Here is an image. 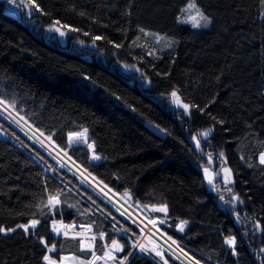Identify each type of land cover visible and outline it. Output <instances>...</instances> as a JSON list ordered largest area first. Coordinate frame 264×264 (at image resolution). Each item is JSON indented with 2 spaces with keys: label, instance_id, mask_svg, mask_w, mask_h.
<instances>
[{
  "label": "trees",
  "instance_id": "obj_1",
  "mask_svg": "<svg viewBox=\"0 0 264 264\" xmlns=\"http://www.w3.org/2000/svg\"><path fill=\"white\" fill-rule=\"evenodd\" d=\"M21 1L28 17L0 0V100L130 206L166 207L161 232L196 263L264 264V0H194L211 21L201 31L178 21L190 0ZM0 127L18 141L0 139V227L14 229L0 233V264L88 258L79 241L51 232L54 221L93 226L108 242L117 234L108 219L140 234L1 118ZM80 132L96 162L85 145L70 146ZM198 139L223 159L236 206L207 187ZM126 264L158 263L135 253Z\"/></svg>",
  "mask_w": 264,
  "mask_h": 264
},
{
  "label": "rangeland",
  "instance_id": "obj_2",
  "mask_svg": "<svg viewBox=\"0 0 264 264\" xmlns=\"http://www.w3.org/2000/svg\"><path fill=\"white\" fill-rule=\"evenodd\" d=\"M6 2H7L6 6L8 7L9 12L12 13L13 15H16L18 17L21 16L28 17L31 14V10L29 9V7L21 0H11V2L10 0H6ZM188 3L184 7V9L187 8ZM178 21L179 23L187 25L197 31L209 30L211 25L210 19H208V21L210 22H206L205 20L201 19L200 16L197 14L196 9H189L188 11H182ZM205 23H207L206 27L204 26ZM60 32L61 31L58 32L53 28H50L47 31L48 35L55 36L59 40V42L65 44L67 39L66 34L64 33V35L61 36ZM160 40H161L160 38H155L156 43H158ZM121 67L125 73H132V71L138 72L132 67H127L124 65H122ZM171 103L173 104L174 107L181 109V111L184 114L188 113L189 110L187 109L186 111L184 106H181V104L178 105L176 99H172ZM0 114H2L0 115V117H2L4 121L6 120V118L8 119L6 121L10 123L12 127L14 126V124H12L11 122L20 125L21 121H23L25 124L31 125L24 118L22 119L21 116L13 115L12 113H10L2 104H0ZM9 120L11 122H9ZM206 137L202 135V138H206ZM0 139L11 141L14 144L18 143V141L10 134V132H8L7 130L1 127H0ZM86 139H87V134L85 132L76 133L71 135V139H69V144L71 147L85 145L91 152L90 154L91 159L93 161H96L97 159H93V157L96 156L93 151V145L87 144ZM195 142L199 156H201L202 159L201 171L205 176L207 187L209 188V190L222 197L221 199H224L225 201L229 202L230 205L236 206L237 201L236 199H233V196L235 195L233 194L232 191H229L231 190V182L229 178L228 181L226 182L227 175L225 169H227V167L224 165L223 159L221 157L220 158L217 157L218 159H215L214 157L207 155L206 153H203L200 147L199 148L197 147V142H199V139L196 140ZM89 145H91V147H89ZM205 168L208 169L207 175L205 174ZM209 180L212 181L211 184L209 183ZM213 185H216V187L213 188ZM116 198L117 200L120 201L122 200L120 199L119 196H117ZM112 202L117 203L115 200H112ZM121 202L127 204L130 209H132L136 214L140 215L142 218L146 217L151 219V220H146L144 218L147 221L148 227L144 226L143 229L136 227L140 231V234H138L133 228L129 227L128 224H125L124 221L121 222L120 220L116 219V223H115L112 220L108 219L111 224L112 223L113 225L115 224L114 229L117 233L115 234V237L111 239L110 242H108L105 239L104 234H95L93 232V226L77 227L75 225H65L61 222L54 221L51 223V232L56 237L68 238L79 241L81 250L86 253L89 252L91 255L88 258H86L82 256L68 254L60 257V259L56 261L55 259L51 258L48 254L47 256L52 261V264H121V261H123V264H126L127 260L135 253L149 256L152 259H154L158 264H165V261H167V264H172L170 261H168V259L164 257L166 255L174 258L181 264H198L194 260H192L181 247L176 245V243H173L172 240L165 237L164 234L161 232L159 227H166L165 219L163 217L164 216L163 214L165 212L154 211L153 209L161 208L164 206L142 208L139 205L130 206L124 200H122ZM51 203L53 206L59 205L57 198H54ZM136 209L139 211V213L136 211ZM159 214L160 215L162 214L161 215L162 217L160 218L155 217ZM161 221H163V223H161ZM31 225L32 222L29 225H27L28 226L27 230L34 229L38 225V222L35 224V227H32ZM149 226L151 227V229H149ZM178 232L181 231L178 230ZM113 240H116L120 245H122V250H114V246L112 245ZM134 244L138 246L133 247ZM141 245L143 246V250H141L140 247ZM98 248L99 249L101 248L100 249L101 251L97 250ZM126 248L129 249V253H132V255L130 256L127 255V259H124L126 256L123 257L122 253ZM54 251L55 249L53 248V251L51 252L48 251V253H53ZM157 252H159V255H157ZM44 262L45 264H48L47 261L44 260Z\"/></svg>",
  "mask_w": 264,
  "mask_h": 264
},
{
  "label": "built area",
  "instance_id": "obj_3",
  "mask_svg": "<svg viewBox=\"0 0 264 264\" xmlns=\"http://www.w3.org/2000/svg\"><path fill=\"white\" fill-rule=\"evenodd\" d=\"M2 105L5 107L4 104ZM5 108L13 115H17L13 111H11L8 107ZM0 118L2 119V117ZM6 120L8 119L6 118ZM9 122L11 121L9 120ZM11 123L14 124L15 127L14 126L13 127L16 130H18L24 137H26V139H28L33 144H35L39 149H41L53 161H55V163L59 167L68 171L73 176H75L85 186H87L99 197H101L105 202H107L120 215L126 218L134 227L140 229H143L144 226L148 227L147 221L144 218L136 214L132 209L128 207L127 204L122 203L121 202L122 200L121 201L117 200L116 198L117 196L115 193H113L111 190H109L107 187H105L103 184L97 181L86 170H84L80 165H78L72 158H70L66 151H63L60 148H58L44 134L34 129L31 125L25 124L23 121H21L20 125L13 122ZM112 200H115L117 203L112 202ZM149 229H151L150 226Z\"/></svg>",
  "mask_w": 264,
  "mask_h": 264
},
{
  "label": "snow or ice",
  "instance_id": "obj_4",
  "mask_svg": "<svg viewBox=\"0 0 264 264\" xmlns=\"http://www.w3.org/2000/svg\"><path fill=\"white\" fill-rule=\"evenodd\" d=\"M10 2H11V0H10ZM29 2L33 6H35L34 5V0H29ZM189 9H196V12L200 16L201 19L205 20L206 22H210V21H208V18L206 16H204L203 13H201L200 10L197 8L194 0H190V2L188 3L187 8L186 9H183L182 11H188ZM57 23H59V22H57ZM204 26L206 27L207 26V23H205ZM65 27H67V26H65ZM55 30L58 31V32L60 31V29H58V28L55 29ZM71 30L75 31V29H71ZM60 35L63 36L64 33L63 32H60ZM94 39H100V37H95ZM116 46L119 47L118 45H116ZM85 79H87V77H85ZM171 95L173 97H175L176 96V93L173 92ZM0 104H4V101L3 100H0ZM5 107H8V105L5 104ZM184 107H185V110L187 111V107L188 106L185 105ZM22 119H23V117H22ZM211 131H212L211 129H208L206 132H204L202 134L206 137ZM77 135H79V134H77ZM70 139H71V136H70ZM193 139L195 140L196 137H193ZM89 147H91V145H89ZM197 147L198 148L200 147L199 142H197ZM93 159H100V157L94 156ZM260 163L261 164H264V153H262L261 156H260ZM225 172L228 173L229 170L228 169H225ZM207 173H208V169L205 168V174L207 175ZM229 176H230V173H229ZM228 178L229 177L226 176V182L228 181ZM209 183L211 184L212 181L209 180ZM215 187H216V185H213V188H215ZM229 191H231V190H229ZM53 199L54 198L50 197V203L53 201ZM233 199H238V198L235 197V196H233ZM153 210L154 211H162V212H165V213L167 212V208L166 207L154 208ZM36 223H37V221H33L31 226L32 227H35V224ZM161 223H163V221H161ZM186 224H187V221H181L179 223V225H177L178 230L181 231V232H183L184 231V227H185ZM19 227L25 228V231H27V229H28V226H25V225H20ZM257 227L259 228L260 226L257 225ZM6 231L7 232H11V231H14V229H7V230H5L3 227H0V233H5ZM41 242L43 243V241H41ZM235 242L236 241H235V239L233 237H227L225 239V243L227 245H229L230 247L233 246L235 244ZM173 243H175V241H173ZM112 245L114 246V250H122V245H120L116 240H113L112 241ZM137 246L138 245H136V244L133 245V247H137ZM140 247H141V250H143V246L141 245ZM48 251L49 252L53 251V248H49ZM261 251H264V249H261ZM233 254L236 255L237 253L234 251ZM128 255L130 256V255H132V253H128ZM157 255H159V252H157ZM124 259H127V256ZM44 260L47 261L48 264H52V261L50 260V258L48 256H44ZM121 264H123V261H121ZM165 264H167V261H165Z\"/></svg>",
  "mask_w": 264,
  "mask_h": 264
},
{
  "label": "water",
  "instance_id": "obj_5",
  "mask_svg": "<svg viewBox=\"0 0 264 264\" xmlns=\"http://www.w3.org/2000/svg\"><path fill=\"white\" fill-rule=\"evenodd\" d=\"M177 104L179 105V104H180V102H178V101H177ZM193 146H195V147H196V143H195V142H193ZM58 169H60V170H61V168H60V167H58ZM229 173H230V172L226 173V175H227V177L231 178V176H229Z\"/></svg>",
  "mask_w": 264,
  "mask_h": 264
},
{
  "label": "crops",
  "instance_id": "obj_6",
  "mask_svg": "<svg viewBox=\"0 0 264 264\" xmlns=\"http://www.w3.org/2000/svg\"><path fill=\"white\" fill-rule=\"evenodd\" d=\"M97 160H98V159H97ZM97 160H96V161H97ZM92 161H93V160H92ZM96 161H94V162H96ZM186 226H187V225H185V227H186Z\"/></svg>",
  "mask_w": 264,
  "mask_h": 264
}]
</instances>
